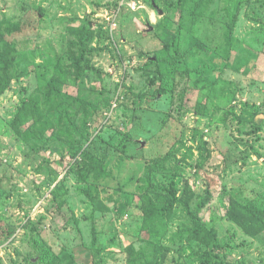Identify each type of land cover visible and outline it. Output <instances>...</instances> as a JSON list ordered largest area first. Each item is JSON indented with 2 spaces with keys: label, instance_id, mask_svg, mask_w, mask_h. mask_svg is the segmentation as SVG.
Segmentation results:
<instances>
[{
  "label": "rangeland",
  "instance_id": "obj_1",
  "mask_svg": "<svg viewBox=\"0 0 264 264\" xmlns=\"http://www.w3.org/2000/svg\"><path fill=\"white\" fill-rule=\"evenodd\" d=\"M191 1L182 19L187 25ZM212 1L201 24L188 34L193 31L200 38L210 37L213 26L209 18L216 12L217 32L224 37L226 9L234 8L228 0ZM99 3L102 8H97ZM166 3L177 0H0V18L4 14L23 18L22 31L11 40L19 50L20 70L27 72L0 97V227L5 222L17 226L11 240L0 246V264H127L125 249L135 240L126 232L137 224L131 212L122 215L124 206L119 200L108 197L136 193L149 161L160 182L181 163L180 191L189 188L196 194L191 209L204 210L208 222L215 218L219 241L226 246L231 264H264V235L249 238L222 219L233 195L243 202H264V0H246L240 8L232 40L238 48L231 55V67H219L215 76H205L223 80L213 100L218 110L211 125L209 118L195 114L196 104L207 98L193 88L197 76L176 74V88L171 91L172 76L166 75L163 82L151 87L140 70L147 60L139 54L152 56L166 42L157 36L162 18L166 16L171 24L177 19V10L168 12ZM38 8L42 9L41 20L37 19ZM75 18H90L97 28H104L94 42L105 48L93 58L100 73H88L80 87L92 99L101 94L111 99L110 108L102 109L99 130H90L94 137L102 132L112 145L113 176L93 203L77 192L69 160H62L63 146L34 153L9 128L21 97L39 87L44 63L67 50L68 28ZM161 87L168 92L159 93ZM184 89L188 91L184 107L188 113L181 118L179 108L184 101L179 94ZM76 90L69 87L71 93ZM143 91L149 93L141 99ZM246 105L261 110L254 122L238 119ZM208 108L212 110L211 100ZM166 157L169 162L161 171L155 165ZM56 177L55 183L49 181ZM58 183H64L69 193V203L61 210L51 197ZM30 222L36 227L34 232ZM188 224L183 208L177 207L171 231ZM95 235L98 239L93 248ZM184 249L180 244L172 246L167 264H200Z\"/></svg>",
  "mask_w": 264,
  "mask_h": 264
},
{
  "label": "trees",
  "instance_id": "obj_2",
  "mask_svg": "<svg viewBox=\"0 0 264 264\" xmlns=\"http://www.w3.org/2000/svg\"><path fill=\"white\" fill-rule=\"evenodd\" d=\"M245 1L228 0V5L234 9H226L228 22L223 25L226 31L223 38L217 32V25L220 24L216 20V12H212L209 18L213 26L210 37L200 38L197 34L194 35L193 31L188 34L201 24L212 0L191 1L193 6L189 12V25L183 23L182 19L190 0H177L175 4L166 3L168 12L177 10L175 23L171 24L166 16L162 18L157 36L166 42L161 50L152 56L139 54L147 60L140 70L144 77L148 78L151 87L157 85V82H163L165 76L170 75L174 82L171 91H174L176 74H181L182 78L197 76V83L193 88H198L207 98L196 104L195 114L209 118V125L214 123L213 115L218 109L213 100L218 92L217 86L223 80H209L206 77L218 74L219 67L223 70L231 67V55L238 48V45L234 44L235 41H232L233 34L239 23L240 8ZM102 7L101 3L97 5V8ZM38 11L37 19L41 20L42 9L38 8ZM96 12L94 11L92 16H95ZM22 19L10 18L5 14L0 18V97L9 90L16 78L22 74L27 75V72L20 70L21 61L17 59L19 50L11 40L14 34L22 31ZM77 22H80L79 26L75 25ZM70 24L72 26L68 28L67 50L55 60H47L44 63L45 71L38 77L39 87L34 93L21 97L20 107L9 123V128L34 153L44 152L54 146H63L65 149L62 160H69V173L76 178L77 192L93 203L96 197L100 196V188L108 187L113 176L110 170L112 145L103 138L101 131L94 137L90 130H99L102 109L110 108L111 99L103 97V94L92 99L91 93L81 89L80 84L88 73H100L93 64V58L105 48L94 46V42L102 36L104 28H97L90 18L82 21L75 18ZM262 35L264 36V27ZM252 68L254 69V66ZM69 87L76 88V93L69 92ZM123 88L129 89L126 86ZM158 91L162 94L168 92L164 87ZM148 93L149 91H143L141 99ZM187 94V89L179 94L182 102L184 101L179 108L181 118L188 113L184 109ZM234 98L235 95L232 99ZM210 100L211 111L208 108ZM242 112L241 117H238L241 122H254L261 114L258 107L249 105H246ZM219 121L224 122L221 119ZM47 162L52 166V162ZM168 162L169 158L166 157L155 166L165 171ZM153 167V162L149 161L142 185L137 188L136 193L125 195L119 192L108 197L119 200L124 206L122 215H129L131 212L132 220L137 224L126 232L127 236L135 240L125 249L127 264H167L172 246L178 244L185 248L184 252L190 251V258H196L200 264H231V256L226 253V246L219 241L215 218L212 217L208 222L204 210L191 209L196 194L189 188H185L182 193L180 191L178 180L183 174L181 163H176L174 170L165 177V182L158 181ZM57 179L58 177L49 181L55 183ZM68 196L64 183H58L51 192L59 210L68 205ZM179 206L186 213L189 224L172 232L171 223ZM222 219L238 227L245 236L258 238L264 235V202L258 199L243 202L233 195ZM4 224L6 226L0 227V246L9 242L17 229V226L8 222ZM35 230L36 227L32 225V231ZM97 239L98 236L95 235L93 248L96 247ZM166 241L169 244H166ZM99 252L98 249L97 253ZM239 264L246 263L241 261Z\"/></svg>",
  "mask_w": 264,
  "mask_h": 264
},
{
  "label": "water",
  "instance_id": "obj_3",
  "mask_svg": "<svg viewBox=\"0 0 264 264\" xmlns=\"http://www.w3.org/2000/svg\"><path fill=\"white\" fill-rule=\"evenodd\" d=\"M153 5H154V4H153ZM154 7L157 8L156 5H154ZM159 13H160V15H163V12L160 11V10H159Z\"/></svg>",
  "mask_w": 264,
  "mask_h": 264
}]
</instances>
